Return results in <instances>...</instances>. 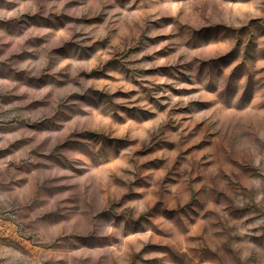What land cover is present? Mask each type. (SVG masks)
<instances>
[{"label": "rangeland", "instance_id": "374dc122", "mask_svg": "<svg viewBox=\"0 0 264 264\" xmlns=\"http://www.w3.org/2000/svg\"><path fill=\"white\" fill-rule=\"evenodd\" d=\"M0 264H264V0H0Z\"/></svg>", "mask_w": 264, "mask_h": 264}]
</instances>
